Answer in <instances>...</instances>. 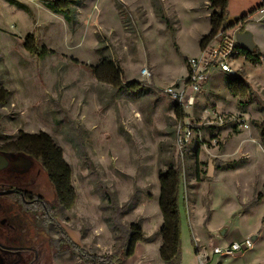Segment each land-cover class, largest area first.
<instances>
[{
	"label": "rangeland",
	"instance_id": "rangeland-1",
	"mask_svg": "<svg viewBox=\"0 0 264 264\" xmlns=\"http://www.w3.org/2000/svg\"><path fill=\"white\" fill-rule=\"evenodd\" d=\"M17 1L31 15L0 0V88L9 92L7 105L0 107V155L9 158L15 153L11 144L19 133L49 135L71 169L76 203L68 212L57 207L45 172L34 159L28 158L31 168L25 177L10 164L1 173V182L42 193L50 219L56 218L70 241L92 254L109 255L114 240L103 222L108 212L102 211L106 205L100 201L98 184L105 185L119 206L130 198L137 200V206H148V195L159 187L158 172L179 158L184 172L178 191L180 264H191L196 243L212 251L226 236L245 239L247 235L256 241L238 260L264 264V150L260 146L264 17L258 12L262 0H228L221 30L227 37L243 28L262 55L258 65L238 53L229 60L252 95L230 96L224 83L230 76L212 68L193 109L184 113L191 137L182 153L178 151L182 131L172 101L163 91L169 86L181 88L187 57L199 55L197 41L208 32L211 14L206 0H82L73 32L60 15L45 7L49 0ZM28 34L37 48L55 54L40 59L27 53L23 41ZM98 47L102 49L96 54ZM102 54L119 66L123 83L144 81L155 91L141 96L119 94L98 83L88 67L96 66ZM144 69L149 77L141 75ZM229 164H234L233 169H226ZM6 197L19 200L13 194ZM9 201L3 200L4 205ZM5 206L2 215L9 211ZM12 210L13 229L23 226L21 220L31 225L30 231L17 236L20 249L34 244L37 256L31 264H87L78 255H57L48 245L56 233L51 222L46 226V210L38 203L30 212L15 209L14 204ZM10 226L4 222L9 236ZM5 238L0 234L1 242ZM1 253L0 264H11L6 259L10 254Z\"/></svg>",
	"mask_w": 264,
	"mask_h": 264
},
{
	"label": "trees",
	"instance_id": "trees-1",
	"mask_svg": "<svg viewBox=\"0 0 264 264\" xmlns=\"http://www.w3.org/2000/svg\"><path fill=\"white\" fill-rule=\"evenodd\" d=\"M4 1L18 9L26 10V12L31 15V11L27 6L17 0ZM44 5L54 14L60 15L72 32L76 29L78 24L76 13L77 9L82 5V0H49L47 3H44ZM227 5L228 0H208V8L213 11L209 16L210 31L207 36L201 38L199 42L200 50L218 34L221 36L225 35V30L222 32L221 30L222 28L224 29L223 26ZM242 32H245L243 28L238 31V33ZM23 47L27 53L35 55L40 59H45L55 54L53 51L43 46L37 48L31 34H28L24 38ZM101 49L102 48L98 47L95 53L99 54ZM235 50L252 65H258L262 61V55L258 52L256 47H254L252 52L243 51L237 46H235ZM71 61L77 62L73 59H71ZM88 69L98 83L109 86L119 94H134L141 96L155 91L152 84H147L144 81L123 83L119 66L114 64L108 56H104L103 54L99 56V63L96 66H89ZM224 83L228 93L234 98L243 99L248 95H252L248 85L237 75L228 78L225 77ZM251 98L253 97L251 96ZM8 99L9 92L0 88V107L6 106ZM172 105L175 120L180 125L181 130H183L185 128L184 119L186 116L176 104L173 103ZM262 106L264 107V104H262ZM11 145L16 154L34 159L40 163L45 172L47 181L53 189L57 207L63 211H71L76 203V194L72 188L71 169L64 162L62 150L55 141L49 135L42 132L38 134L19 133L15 142ZM260 146L264 150V128L260 129ZM197 158L198 150L195 154V163L197 162ZM165 165L166 169L158 172L160 188L158 208L162 217V225L159 230V235L161 237L159 258L163 264H180L178 191L184 172L179 158H177L176 162ZM232 166H234V164H229L226 166V169H233ZM216 168L218 169V167ZM98 187L101 193L100 201L102 204L106 205V208L102 211L108 212V216L103 218V222L112 234L115 243L111 253L109 255H95L75 245L57 224L56 218L52 217L53 219H50L48 209L46 208L44 209L47 214L45 220L46 226L51 222L56 233V237L49 241L48 245H51V247L56 250L57 255H62L64 253L78 255L87 264H119L133 255L137 243L144 241V234L140 222L131 223L129 225H124L121 222L122 216L132 211L137 206L138 202L134 198H130L124 205L119 206L114 196L107 190L103 183H99ZM262 189L264 192V185ZM261 198L262 193L258 195L257 201H260ZM12 201L14 200L12 199ZM13 204L16 209L19 207L21 210L29 212L34 210V205H26L20 200L14 201ZM25 217L23 219H25ZM10 223L11 218L6 221L5 225L10 226ZM22 224L23 226L19 229H15L16 227L13 229L11 225L10 228H12L13 232L10 234L14 236L8 235L9 238H6L7 240L4 242L8 247H16L19 250H24V254H26V256H23L22 252H19L18 255L10 254L6 259L9 260L11 264H31L35 256V248H32L34 244L31 248L20 249L17 247L20 246V241L17 239L18 234H21V232L26 233V231H30L31 228V225L21 220V225ZM1 255L5 256V253H1Z\"/></svg>",
	"mask_w": 264,
	"mask_h": 264
},
{
	"label": "built area",
	"instance_id": "built-area-1",
	"mask_svg": "<svg viewBox=\"0 0 264 264\" xmlns=\"http://www.w3.org/2000/svg\"><path fill=\"white\" fill-rule=\"evenodd\" d=\"M258 12L264 17V0L258 9ZM235 35L227 36L223 42L215 46H206L200 50L199 55L196 57H190L186 60L187 77L185 84L181 87L169 86L163 93L172 103L183 112L187 113L191 111L195 105L196 97L200 94L202 86L208 80L210 70L217 68L223 74L228 76L235 75L234 70L230 67L229 60L234 53L236 41ZM141 75L143 77H149L147 70H142ZM179 129L180 125L178 124ZM243 128H247L244 126ZM182 133L178 136V151L182 153L186 144L191 137V130L185 128L181 130ZM252 248V240L245 238L243 240L234 241L224 247H214L211 251L212 255L232 257L245 252H248Z\"/></svg>",
	"mask_w": 264,
	"mask_h": 264
},
{
	"label": "crops",
	"instance_id": "crops-1",
	"mask_svg": "<svg viewBox=\"0 0 264 264\" xmlns=\"http://www.w3.org/2000/svg\"><path fill=\"white\" fill-rule=\"evenodd\" d=\"M206 2L208 4V0H206ZM208 10L212 14L213 11L210 9ZM209 31H210V23H209L208 32L206 33V35H203V37L207 36ZM201 38L202 37H200L197 41L198 53L200 52L199 42ZM225 38L226 37L218 34L211 42L207 43L203 48H205L206 46H215L216 44L219 45L223 42ZM219 39L220 41H217ZM190 57L193 56H189L187 58ZM186 74H187V68H186ZM159 195H160V188L157 187L154 190L153 194L148 195V197H151V200L148 201L149 204H146L148 206L139 204L132 211L124 215L122 219L123 220L122 223L124 225H129L131 223H135L138 220H140L139 222L141 223L142 232L144 234V241L137 243L135 245L133 255L130 258L123 260L119 264H163L159 258V249L161 247V237L159 235V230L162 225V217L158 208ZM146 207H148V209H146ZM147 210L150 213H147ZM103 225L104 224H102V226L99 227L101 234H103V230L106 229L105 227H103ZM244 238H250L252 240V243L256 241V237L253 235H249V236L247 235ZM239 240H243V238H241L240 236H236L232 238L226 236L223 238L222 245L219 246L215 245L214 247H221V246L224 247L231 242L239 241ZM112 245H114V241H112ZM13 254H17V253H13ZM244 254L246 253L239 254L241 256L238 255H236V257L233 256V258L231 257L232 259H230L229 257L227 258L225 256H216V255H212L211 251L206 250L204 246H200L199 244L196 243L194 248V256L192 259L189 260V262H191V264H252L246 260L245 261L242 260V262L238 260ZM35 256H37L36 253ZM181 264H184V262Z\"/></svg>",
	"mask_w": 264,
	"mask_h": 264
},
{
	"label": "flooded vegetation",
	"instance_id": "flooded-vegetation-1",
	"mask_svg": "<svg viewBox=\"0 0 264 264\" xmlns=\"http://www.w3.org/2000/svg\"><path fill=\"white\" fill-rule=\"evenodd\" d=\"M14 157L15 158L17 157V159L16 160L15 159L10 160V159H12ZM0 158H2L4 160V166L0 169V192L6 191V190H13L14 193H12V194L13 195H17L19 200L24 202L26 205L33 206L34 203H38L41 207L46 209V206H45V203H44V195L42 193L36 192V191H31V190L24 189V188H21V187L6 186V185H4L1 182V178H2L1 173L6 171L7 169H9V167H10L9 165L10 164H14V166H16V168L13 169L14 172L19 174V176L25 177L26 174L29 173L30 168H31V163L28 161V158L23 157L21 155H18L16 153H12L9 158H6V157L4 158L2 155H0ZM19 160H21V161H19ZM26 163H27V165H26ZM7 199H10L11 201L8 202L9 205L5 206L4 205L5 202H3V200H7ZM13 202L14 201H12L11 198H7L6 196L0 197V231H1L0 234L6 235L7 239L9 238L8 237L9 234L3 227H4V222L6 223V221L10 220V216L13 217V215L15 214L14 210H12ZM3 206H5L6 209L9 210V211L2 215ZM15 209H16V207H15ZM0 245L4 246V247H7V248L15 249L16 252H13V253H19L20 252L18 248H16V247H8L7 244L4 243V242L0 241ZM0 252L5 253V251H2V250H0ZM13 253L10 252V253H5V254H13Z\"/></svg>",
	"mask_w": 264,
	"mask_h": 264
},
{
	"label": "water",
	"instance_id": "water-1",
	"mask_svg": "<svg viewBox=\"0 0 264 264\" xmlns=\"http://www.w3.org/2000/svg\"><path fill=\"white\" fill-rule=\"evenodd\" d=\"M235 41H236L237 47L246 52H252L255 47L253 40H252V35L248 32L236 33ZM3 166H4V160L0 158V169ZM209 171L211 172V168L209 169ZM12 193H14L13 190L2 191L0 192V197L6 196ZM0 250L5 251V253L16 252V250L13 248H7L1 245H0Z\"/></svg>",
	"mask_w": 264,
	"mask_h": 264
}]
</instances>
